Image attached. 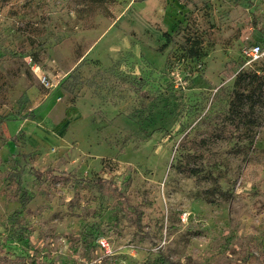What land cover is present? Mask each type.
Listing matches in <instances>:
<instances>
[{"label": "rangeland", "instance_id": "1", "mask_svg": "<svg viewBox=\"0 0 264 264\" xmlns=\"http://www.w3.org/2000/svg\"><path fill=\"white\" fill-rule=\"evenodd\" d=\"M253 43L264 0H0V262L264 264Z\"/></svg>", "mask_w": 264, "mask_h": 264}, {"label": "trees", "instance_id": "2", "mask_svg": "<svg viewBox=\"0 0 264 264\" xmlns=\"http://www.w3.org/2000/svg\"><path fill=\"white\" fill-rule=\"evenodd\" d=\"M245 74H246V72L244 71V73H242L240 75V77H238L237 81L239 82V80H241V77L247 76ZM32 170H33V173L36 176V178L38 180H41V181L45 180L46 178H52V179L60 180V179H72V178H75V177L77 179H79V180H88L86 178L80 177L76 172H71V171H68V172L67 171H62V172L56 173V170L53 169V168H48L46 170H40V169H37L35 167ZM30 198L31 197H29V196L24 198L25 199L24 200V204L26 202H28V200H30ZM139 220H140L139 222H141V218ZM15 260L14 259H9V261H7V263L0 262V264H15L16 263ZM19 260H22V262L20 264H27L25 258H23V259L20 258Z\"/></svg>", "mask_w": 264, "mask_h": 264}, {"label": "built area", "instance_id": "3", "mask_svg": "<svg viewBox=\"0 0 264 264\" xmlns=\"http://www.w3.org/2000/svg\"><path fill=\"white\" fill-rule=\"evenodd\" d=\"M263 53H264V49L261 43H253L252 45H250L244 50V55L248 63H252L258 60L262 56ZM41 80L47 87L52 86L51 81L48 79L46 75L42 76ZM104 244H106V242H104Z\"/></svg>", "mask_w": 264, "mask_h": 264}, {"label": "crops", "instance_id": "4", "mask_svg": "<svg viewBox=\"0 0 264 264\" xmlns=\"http://www.w3.org/2000/svg\"><path fill=\"white\" fill-rule=\"evenodd\" d=\"M46 170V169H45Z\"/></svg>", "mask_w": 264, "mask_h": 264}]
</instances>
